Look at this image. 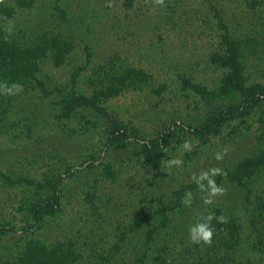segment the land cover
Wrapping results in <instances>:
<instances>
[{
    "label": "rangeland",
    "instance_id": "1",
    "mask_svg": "<svg viewBox=\"0 0 264 264\" xmlns=\"http://www.w3.org/2000/svg\"><path fill=\"white\" fill-rule=\"evenodd\" d=\"M3 2L10 40L44 50L0 63L22 86L0 91V264L36 245L66 264H264V164L242 163L264 155V0ZM210 213L211 242L192 241Z\"/></svg>",
    "mask_w": 264,
    "mask_h": 264
},
{
    "label": "trees",
    "instance_id": "2",
    "mask_svg": "<svg viewBox=\"0 0 264 264\" xmlns=\"http://www.w3.org/2000/svg\"><path fill=\"white\" fill-rule=\"evenodd\" d=\"M34 0H15V3L19 7H25L29 6ZM14 13V10L12 8H8L3 2V0H0V63L5 62L2 64V67L8 62L11 66L16 65V63H23L26 62V64H30L31 60L39 54V52H43L44 48H36L34 49V52H31L25 48H21L17 45L14 44L12 40H10V36L4 31L3 24L4 22L12 16ZM61 45H63V42H60ZM60 43H51L49 42L48 44L50 46L47 47L49 50H53L52 53V59L54 64L57 62V56L58 53L62 50ZM58 48V50H56ZM55 50V51H54ZM66 50V48H65ZM59 51V52H58ZM60 54V53H59ZM44 55V54H43ZM25 66V63L23 64ZM237 75V74H236ZM235 75V76H236ZM237 77V76H236ZM235 77V78H236ZM1 78V77H0ZM14 77H10L8 79V82L11 85L13 83ZM234 80L236 86L238 85L239 88H242V83L239 82L237 79H232ZM233 84V83H232ZM239 105L237 106H229L226 110H222L219 112L217 118L211 120L212 122H207L204 125L198 126L195 128V131L197 133L203 134L207 131H210L214 125H220L222 122H224L227 119V115L233 112L235 109H238ZM118 129L120 128L119 126H116ZM123 138L125 137V133L122 134ZM158 143H155V145H152L153 148L158 149ZM146 147V145H145ZM148 147L145 148V152H148ZM244 161V162H243ZM242 161V163H245L246 165L254 161L255 164H264V155L261 153L253 155L252 157L245 158ZM247 167V166H246ZM245 168V166H244ZM58 200L56 199V202ZM36 211H35V216L40 219L42 215L49 210V208H52L54 206L53 201L50 199H45V200H39L36 202ZM26 251L20 258V263L21 264H66V262L71 260V255L72 253H67V251L62 255V256H56L54 251H50L49 247L43 246L39 248L38 245L36 246H28L25 247ZM25 258V259H24Z\"/></svg>",
    "mask_w": 264,
    "mask_h": 264
},
{
    "label": "clouds",
    "instance_id": "3",
    "mask_svg": "<svg viewBox=\"0 0 264 264\" xmlns=\"http://www.w3.org/2000/svg\"><path fill=\"white\" fill-rule=\"evenodd\" d=\"M9 31H11V29H9ZM21 88H22V86L19 85L18 83H12L11 85H8V84L0 85V91H2L3 93L9 94V95H13V94L21 91ZM183 147L185 150H190L191 149V143L188 141H185ZM220 158H221L220 154H217V159H220ZM167 163L179 165L180 163H182V161L180 159L174 158L173 160L168 161ZM219 171H220L219 169H212L213 174H215L216 172H219ZM205 178H207V174H205ZM208 184H209L210 192L212 194L219 193V192L223 191L222 188L217 187L215 185L214 181L211 178H208ZM205 202L211 203V200L206 199ZM184 203L187 204L188 201L184 200ZM212 216H213V214L210 213L205 218V222L199 223L195 227H190V229H189L190 239L192 241H195V242L203 241L205 243L211 242V238L213 236V226H211L210 221L212 219ZM217 219L219 221H225L226 217L221 215V216L217 217Z\"/></svg>",
    "mask_w": 264,
    "mask_h": 264
}]
</instances>
